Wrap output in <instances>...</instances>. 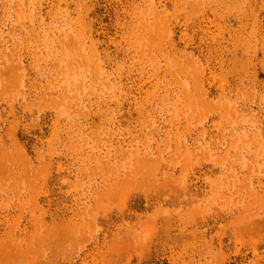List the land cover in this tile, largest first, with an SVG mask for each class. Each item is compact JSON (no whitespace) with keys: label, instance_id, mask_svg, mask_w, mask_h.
<instances>
[{"label":"rangeland","instance_id":"374dc122","mask_svg":"<svg viewBox=\"0 0 264 264\" xmlns=\"http://www.w3.org/2000/svg\"><path fill=\"white\" fill-rule=\"evenodd\" d=\"M0 264H264V0H0Z\"/></svg>","mask_w":264,"mask_h":264}]
</instances>
